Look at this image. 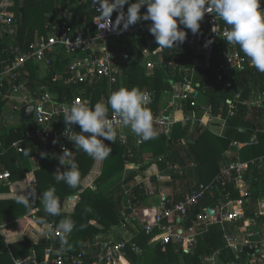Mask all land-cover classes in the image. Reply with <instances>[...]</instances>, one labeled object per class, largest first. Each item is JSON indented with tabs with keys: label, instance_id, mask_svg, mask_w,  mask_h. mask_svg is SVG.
I'll return each instance as SVG.
<instances>
[{
	"label": "built area",
	"instance_id": "2783aa9c",
	"mask_svg": "<svg viewBox=\"0 0 264 264\" xmlns=\"http://www.w3.org/2000/svg\"><path fill=\"white\" fill-rule=\"evenodd\" d=\"M17 2L18 0H0V42L3 40L8 42L6 50L8 58L0 62V102L10 104L21 100L23 103L18 109L16 107L15 111L18 110L21 122L26 124L22 128L24 134L22 138L13 141L9 147L18 154H22L25 151V145L32 141L41 146L44 144L52 146L57 152H63L64 148L71 150L72 141L66 135L67 126L63 119L65 106L70 107L73 102L78 104L87 102L89 107H93L101 99L106 102L112 91L125 87L124 68L130 60L145 68L149 76L154 74L158 65L168 67L173 75L177 72L185 75L184 82L176 84L172 82L173 90L165 92L172 96V102L165 108L161 106L154 108L155 93L145 90L150 93L151 103L148 107L153 113L154 127L158 131V136H168L173 131L174 121L168 118L166 113L169 106L175 104H179L182 110L188 105L198 110V112H186L184 114V124L197 121L198 115L207 120L221 118L226 124L229 118L235 116L240 105L258 106V103L255 102L245 103L241 101V94L238 93L233 101L228 102L227 107L218 109L217 116L214 115L215 108L212 105L202 104L200 108L197 98L199 85H197L196 76L212 70L215 52L214 47L210 45L206 47L200 43L198 33L193 34L190 29H184L187 32L184 45L195 48L196 58L192 62V68L183 69L180 56H176L175 60L166 64L161 52L154 54L151 47L142 49L137 46L136 49H131L127 46L121 48L113 44L112 41L120 36L138 37L151 24L142 23L140 20L137 26H130L127 31L117 34L108 28L104 29L105 25L99 23L100 13L97 9L99 5H93L96 15L93 18V26L89 29L74 27V13L70 9H63L59 11L56 17L61 21L49 24L46 27L47 33L45 35L36 37L30 43H22L19 35L20 22L15 13ZM131 3H134L133 0H130V3L126 5L130 6ZM261 7L264 9V3ZM143 8H147V6L145 5ZM113 14L117 16L119 13L114 11ZM215 15V13L206 12L201 21V28L205 27L206 32L220 43L222 58L214 74L218 84L230 87L231 84L227 80L232 78L234 73L247 68L253 69L254 67L251 65L249 58L240 51L238 45H228L224 40L223 33L230 30V26L223 20H215ZM112 21L115 22L113 19ZM214 26H217V33L212 31ZM180 27L183 28L182 25ZM52 60H60L64 63V67L55 72L51 81H44L43 79L53 65ZM31 64L36 65V70L39 73L42 72L40 65L43 64L47 68V72L43 75L35 74ZM53 85L70 91L74 90V92L71 91L72 96H70L65 91L53 90ZM24 91L28 93L29 98L20 97ZM260 100L264 101V93ZM27 105H32L34 108L31 122H23L21 118L22 108ZM225 111L229 113L228 119L222 117ZM108 115L109 118L113 117L111 109H109ZM11 120H13L11 125L20 128L21 124L14 122L13 116ZM80 131V126L73 124L68 130V135L72 136ZM117 131L116 141L126 152L127 171L137 170L139 166L130 163V160L135 158L137 150L142 148L149 140H143L131 132L129 127L122 125H117ZM85 135L91 134L86 133ZM53 141H56V143H53ZM256 142L257 137L254 136L249 143L235 142L233 147L240 150L246 145ZM5 152V144L0 135V161ZM129 166L136 169L129 170ZM252 166L264 168V155L248 162H243L239 158L236 161H225L221 166L219 175L214 180L207 184H199L184 200L180 202L163 200L160 207L154 208L149 223L145 222L144 225L142 222L141 225L146 234L158 233L154 242L158 241L163 247L171 243L182 244L184 251L190 253L197 246L199 231L204 230L201 229L202 226L207 228L212 224L229 223L234 225L242 222L237 237L233 234L224 235V240L231 254L220 262L221 254L216 252L211 257L206 258L204 264H264V222L258 218H247L243 201L233 199L232 193L227 192V187L232 185L241 198L247 196L246 187L248 184L244 180V175ZM169 169L172 174H183V169L176 165L169 164ZM139 178V176L136 177L138 180ZM170 180H173V176ZM11 182V172L0 170V190L2 187H8ZM138 185L142 186L140 182ZM220 192L227 193L212 210L215 215L212 216L209 213L210 209L198 210L197 221L200 229L193 228L190 231L192 233L184 234L177 220L182 221L188 217L190 210L195 209L207 196L214 198ZM151 195H155V192H152ZM128 204H130V201H128ZM168 204L171 206H168ZM127 208L131 209L130 206ZM260 209V213L264 215V202ZM148 215L146 214V217ZM51 228L54 238H61L63 233L59 230V227L51 224ZM129 246L137 255L143 253L139 246L127 241H111L108 244H98L96 249L84 247L76 254L64 253L57 249L56 245L51 244L45 248L42 259L34 254L24 259L15 260V264H127L125 261Z\"/></svg>",
	"mask_w": 264,
	"mask_h": 264
},
{
	"label": "trees",
	"instance_id": "16d2710c",
	"mask_svg": "<svg viewBox=\"0 0 264 264\" xmlns=\"http://www.w3.org/2000/svg\"><path fill=\"white\" fill-rule=\"evenodd\" d=\"M69 2L64 3L63 9H69L70 5L74 8L70 9L74 13L73 25L74 27H81L89 29L93 26V18L96 12L93 9V0H68ZM135 3L136 0H133ZM29 8L23 9V14L16 6L15 12L19 18L22 15V28H20V41L23 43H30L35 40L36 37H40L47 33L46 27L54 22H60L59 19L48 17L49 10L42 1L32 0ZM128 5H126L125 13H127ZM26 11H31L33 16L27 18ZM147 11V8L141 9L143 15ZM116 15H112V19L115 21ZM142 23L151 24V21L141 20ZM138 25V22L131 27ZM122 28V25H121ZM200 43L203 45L207 41H212L210 46L214 47V61L212 64V70L208 73H200L196 76L197 85H199V93H204L206 96L207 105H212L215 108L214 115L217 116L218 109L221 107H227L229 101H233L236 94H241V101L247 103L251 101L254 94L260 96L264 93V73H260L255 68H247L238 73H234L233 77L227 80L231 86L220 85L217 83L215 77V70L218 68L221 62V49L220 43L214 40L210 34H208L204 28H201L198 32ZM130 41L129 48L142 49L148 48V39L151 42H155L154 36L150 33L149 28L142 31L138 37H128ZM156 47L158 44L156 43ZM8 48L7 40L0 42V62L8 58L6 50ZM162 56L165 63H169L175 60L176 56L181 57V62L184 68H192V62L196 58L195 48L191 46H185L184 43L173 47L172 49H163ZM52 67L50 68L47 76L43 79L44 81H51L55 72L64 67V63L60 60H52ZM185 81L184 73L180 72L173 73L164 67V65H158L154 74L149 76L146 69L138 65L133 60L129 61V64L124 68V86L127 88H139L141 90H148L155 93V99L153 100V107H159V101L161 95L165 92H171L173 90L172 82L179 83ZM52 85V83H51ZM53 90H61L69 93L72 96L74 90L63 89L57 85L52 86ZM69 90V91H68ZM98 97V96H97ZM6 105L4 102H0V108ZM185 111L198 112L196 108H191L190 105L186 106ZM228 111L223 114L224 119H228ZM227 131L224 137H218L214 135L209 129L200 126H194L192 124H186L182 128L181 126H175V131L171 132L172 139L175 136V140H194L195 145H175L171 140H167L166 146L159 150L153 151V159L155 164L158 166L161 172L169 169V164L176 165L183 169V174L179 175L173 173V180L171 184L177 182L182 184V188L178 194L175 195L174 202H180L192 192V190L201 183L207 184L215 179L219 175L221 164L224 162V154L231 148L233 141L240 143H249L251 139L256 136L257 142L254 144H248L242 148L239 153L235 149V154L232 156V160L236 161L238 158L243 162H248L261 158L264 154V101L261 106H247L240 105L237 113L234 117L227 120ZM22 128H8L5 129L0 135L3 138L5 144V154L0 161V170H9L12 173L13 181L22 179L26 172L31 169L30 158L35 155L39 157L40 151L34 146L31 148L26 147L25 152L16 156L14 150L9 147L11 143L23 137ZM103 139V138H101ZM150 141V140H149ZM106 144L111 146L112 153L105 159V165L101 176L96 181V190L88 189L81 194V201L76 207L73 218L74 228L71 234L67 237L68 244L62 245L61 239L47 240L41 239L39 244L36 246V251L39 259L43 258V253L46 247L51 244L56 245L57 249L66 253H77L85 244L94 240L96 236L105 235L112 231L113 227L120 226L121 222L125 220L123 217V206L127 205L131 209H135L137 205L143 201L146 190L145 185L136 186L135 179L140 176L144 171L147 170L151 164H146L143 159L144 153L148 149H154V144L147 143L142 148L137 150L135 158L130 160V163L136 164L139 168L128 174L127 179L124 183L127 185L123 187L122 179L118 178L125 169L127 162L126 152L120 146L118 141L112 144L111 141H104ZM30 143V142H29ZM197 148L202 155L205 157L204 162L201 161L197 151ZM71 148L77 152L80 156V160L89 161L92 159L82 149L78 150L74 146V142ZM51 155L53 157H45L43 159L42 169L37 172L38 186L35 187L36 197L30 200L29 207H25L16 201L0 202V208H3L9 216L26 217L32 216V212L42 206L40 201V193L49 189L55 190V195L58 199H66L71 195L81 192V183L73 189L70 188L63 181L57 182L54 178V173L57 171L56 164L59 162V153L51 148ZM7 155V157H6ZM52 159V160H49ZM228 161V160H226ZM79 165V163H78ZM81 172V170H79ZM119 180H118V179ZM117 181L115 183L114 180ZM244 180L249 186V191L245 198H241L238 191L234 190L232 185L227 187V192L232 193L233 199H239L243 201L245 207V213L247 218H258L264 222V215L260 213V204L264 202V168L259 166H252L251 169L244 175ZM154 184L158 185V179L152 178ZM134 183V184H133ZM133 184L134 186L131 187ZM108 192L110 194L108 195ZM227 192H220L215 197L207 196L200 204L195 208L191 209L188 217L190 220L182 225V230L186 233L195 228L197 216L194 214L196 211H204L205 209H215L218 201L222 199ZM170 198H167L168 201ZM168 206H171L168 204ZM127 207L125 208L127 213ZM19 208V209H18ZM121 208V209H120ZM1 211V210H0ZM36 221H48L49 223L55 224L57 227L61 222V213L57 216L48 215L45 211L38 212L36 215ZM1 218V216H0ZM37 221V222H38ZM91 221H97L101 228H96L91 224ZM261 221V222H262ZM131 222L137 226L138 222L136 219H131ZM242 222L237 224H212L207 228L202 226L203 231H199L197 236V246L190 253H186L182 244L171 243L164 249L160 243H155V238L158 233L152 235H146L145 231L140 228L139 233L136 234L132 243L142 248L143 253L137 255L131 246L128 247L126 263L127 264H204V260L211 257L214 253L220 252V262L224 261L226 256L231 254L224 240L225 234H233L235 237L239 235V228ZM70 243L77 246L78 249L71 251ZM32 246V243L25 239L22 242L13 244L10 246V251L13 253L16 259H24L29 256L28 248ZM0 248H3L2 253L8 254L7 248H4V242L0 237ZM17 250L20 255L18 256ZM244 257V256H243Z\"/></svg>",
	"mask_w": 264,
	"mask_h": 264
},
{
	"label": "clouds",
	"instance_id": "9594fccd",
	"mask_svg": "<svg viewBox=\"0 0 264 264\" xmlns=\"http://www.w3.org/2000/svg\"><path fill=\"white\" fill-rule=\"evenodd\" d=\"M129 3L130 0H93L94 5H99V23L105 25L104 29L108 28L117 34L127 31L140 20L151 21L149 31L158 44L154 54L183 44L187 38L184 29H190L193 34H197L205 13H215V20H223L230 26V30L223 33L227 44L238 45L240 51L249 58L251 65L260 73H264V9L261 7L264 0H136L125 13L124 6ZM145 5L147 11L142 15L141 8ZM114 11L119 14L113 23ZM216 27H213V32H216ZM211 43L212 41H207L205 46ZM150 103V93L136 87H121L112 91L106 102L101 99L93 107H89L87 102H73L70 107L64 108L66 135L74 142L76 149H82L94 160L103 161L112 153L111 146L104 141L115 143L118 135L117 125L129 127L131 132L145 141L158 136L153 113L148 107ZM109 109L112 111V118H109ZM73 124H78L81 131L69 136L68 130ZM86 133L91 135H85ZM46 155L41 153L42 157ZM73 155L72 151L64 148L58 156L60 164L65 165L66 160L73 162L68 165L67 170L61 171L58 168L53 175L58 183L63 181L75 189L80 183L81 175ZM36 195V190L30 187L17 196L16 202L29 207L30 200ZM39 195L48 215L60 214V202L54 189ZM74 226L70 218L61 220L58 227L63 233L62 245L68 244L67 237Z\"/></svg>",
	"mask_w": 264,
	"mask_h": 264
},
{
	"label": "crops",
	"instance_id": "0c3cea01",
	"mask_svg": "<svg viewBox=\"0 0 264 264\" xmlns=\"http://www.w3.org/2000/svg\"><path fill=\"white\" fill-rule=\"evenodd\" d=\"M31 1L32 0H18L17 3H18V7L21 10V14H23L24 8L32 7ZM39 1H42L44 3V5L47 7V9L49 10V14L47 16L53 17L54 19L58 16L59 11L63 10V7H61V6H63L64 3L67 4L69 2L68 0H39ZM68 8L73 9L74 6L70 5V7H68ZM26 13H27V16H26L27 18H29L30 16H33L31 11H26ZM21 17H22V15H20L18 18V20L20 22V25H19L20 28H22V25H23ZM46 72H47V68H46ZM163 94L165 95L168 93H163ZM164 95H163V97H164ZM168 95H170V94H168ZM197 98L202 104H207L206 96L204 95L203 92L198 93ZM159 102H160L159 106L165 108L166 106H168L172 102V99L168 98V100H163V101L161 99ZM254 102L258 103V106H261L263 101L260 100V96H257L254 94V97L251 99V101H249V103H254ZM5 106H7V104L0 108V133H2L5 129H8V128L14 129L15 128L13 125H11L13 122V120H11L13 114H6L3 111L4 110L3 108ZM14 108H16V107H14ZM14 111H15V109H14ZM178 112H182V116L177 115L176 113H178ZM185 113H186L185 109L182 110L179 104H175L174 106H169V109H168L166 115L168 116V118H170L171 120L174 121L173 130L175 129V126H178V127L181 126L183 128L184 125H186V124H192L194 126H200L201 125L203 128L209 129L214 135H216L218 137H224V134L227 131V123L225 124V122L221 118L220 119L216 118V119L207 120V119H203V117L201 115L200 116L198 115L199 118L197 116V121L199 122V125L194 124L197 121H195L193 123L187 122L184 124L183 121H184V114ZM23 122H27V121L23 120ZM28 122H31V121H28ZM25 125L26 124L20 125V128H24ZM163 138H166V139L164 140ZM167 140H170V138L167 135H159L156 137L155 140L152 139L150 141H147L144 144V145H147V143H150V144H154L156 147L154 149H148L144 153L143 159L146 161V164H151V165H149L147 170L144 171L139 176L141 179L138 181H135L136 186H138V183L140 182L142 184V186L145 185L146 193L155 192V195H149L150 197H148L146 200H144L139 205H137L136 208L133 210L132 209L129 210L127 208V211H128L127 213H124V211H126L125 208L127 207L128 204L123 206L122 215L125 218V220L121 222V225L113 227L112 231L108 232L105 235L103 234V235L96 236L93 241L85 244L84 245L85 247H89V249H96V246L98 244H102V243L108 244L111 241H127V242L133 241L136 234L139 233L137 230V228H138L137 226H140L142 224V222L149 223V221L151 220L152 215L154 213V208L156 209V208L160 207L162 205L163 200H165L167 198H170L169 200H171V201L174 200L175 195L178 194V192H180L182 185H180V184L178 185V183L172 185L171 184L172 181L170 180V177H169V173L172 175V171L170 172V169H167V171L161 172L159 170L158 166L155 164V159H153V154H154L153 151L159 150L162 147L166 146L168 143ZM235 142H238V141H233L231 148L224 154V158H225L224 162L226 160H232V156H234V154H235L234 151L236 149L233 147ZM32 146L33 147L35 146L40 151L39 157L38 156L35 157V155H33L30 158L31 169L29 172L25 173V175L23 176L22 179H19L17 181H13V179H12V182L8 187H2L1 188L0 191H1L2 197L0 198V202L16 201L17 196L22 191H25V190L29 189L30 187L35 189V187L38 186L37 172L42 169V165H43V159L41 156L43 145L41 146V145L37 144L36 142L32 141V142L25 145V150H26V147L31 148ZM51 148H53V147L49 146V155L48 156L53 157L54 155H51V153H50ZM195 149H196L201 161L202 162L206 161L205 157L202 155V153L197 148H195ZM240 150L237 149V153H239ZM70 151H72L74 153V155H73L74 162L77 163V165L79 163L78 168H79V170H81V172H80V175H81L80 183L82 185V191L78 192L76 194H73L70 197L64 199L63 209L60 211V213L62 215L61 220L65 219V218H70V219L73 218L76 207L78 206V204L81 201V194L84 191L91 189L93 186H96L95 185L96 181L101 176L103 169H104V165H105V160L97 161V160H94L92 158L89 161H82V160H80V156L77 154V152L75 150L71 149ZM14 152H15L16 156H20L25 151L22 154H18L16 151H14ZM56 153H59L60 155L62 154V152H59V151L58 152L56 151ZM48 156H46V157H48ZM6 157H7V155H6ZM43 158H45V157H43ZM49 160H52V159H49ZM71 162H73V161L66 160L65 165H61L60 162H58L56 164V169L59 168L61 171L67 170V168L69 167L68 165ZM224 162L222 164H224ZM129 168H130V166H129ZM126 169H128V166H126ZM153 177H156L158 179V182H159L158 185L154 184V182L152 181ZM133 184H131L132 185L131 187L134 186ZM246 191L247 192L249 191L248 185L246 187ZM109 194H110V192H108V195ZM158 197L161 198V205L160 206H153L152 208L148 207V208H142L141 209V206L145 202H150L151 199L158 198ZM40 201L42 203V206L32 212V216H34V218L36 217L35 215L38 212L44 211L43 202L41 199H40ZM21 205H23V204H19L20 207H22ZM262 205H263V203L260 204V207ZM0 210H1L0 211V216H1L0 221L3 222L0 224V237L4 242V248H7L8 252H9L8 254L2 253L4 249L0 248V264H15V260H20V259H16L15 256L13 255V253L10 251V246L13 244L22 242L25 239L29 240L32 243V246L28 248L29 256L37 254L36 246L39 244L41 239H47L49 241H51V240L58 241V239L59 240L61 239V238H54L53 231L51 228V224H53V223H49L48 221L44 222L42 220H40V221L37 220L38 221L37 222L35 220L36 218L35 219L33 217L30 218L29 216H26V217L9 216L6 214L5 211L3 212V208H0ZM129 212H131V213H129ZM146 214H149V215L147 217H145ZM131 219L132 220L136 219L137 222L139 221L140 225H139V223L137 224V226L134 225L131 222ZM91 222L93 223L92 225L95 226L96 228L101 227L97 221H91ZM177 223H178V221H177ZM178 224L182 227L181 223H178ZM190 233H192V232H190V231H189V233L184 232V234H190ZM155 243H158V241ZM70 246H71L70 247L71 251L78 249L77 246L74 244L70 243ZM17 253L19 256L20 255L19 250H17ZM64 253H66V252H64ZM73 254H76V253H73ZM3 256H8L9 262H8V260L7 261H1Z\"/></svg>",
	"mask_w": 264,
	"mask_h": 264
},
{
	"label": "rangeland",
	"instance_id": "374dc122",
	"mask_svg": "<svg viewBox=\"0 0 264 264\" xmlns=\"http://www.w3.org/2000/svg\"><path fill=\"white\" fill-rule=\"evenodd\" d=\"M16 10V9H15ZM16 13V12H15ZM121 37V38H120ZM119 38H116V39H114L113 41H112V43L113 44H115L117 47H121V48H124V47H129V45H130V41H129V39H128V36H126V37H122V36H120ZM148 46L149 47H151L152 49H153V51L157 48L156 46V43H154L153 44V42H151V40H149L148 39ZM161 52V54L163 53L162 52V50L160 51ZM31 67H32V70H33V72L35 73V74H37V73H39V72H37V70H36V65H34V64H31ZM40 67H41V73H39V75H43L45 72H46V67L43 65V64H41L40 65ZM163 95L164 94H162L161 95V99H162V101L163 100H168V98H171L172 99V96L171 95H168V94H165L164 95V97H163ZM20 97H23V98H29L30 96L28 95V93L26 92V91H24L23 92V94H21L20 95ZM198 103L200 104V108H201V105H202V103L198 100ZM22 101L21 100H18V101H15L14 103H11V104H7V106H5L3 109V111L6 113V114H13V118H14V122H17V123H20L21 125H24V123H22L21 122V120H20V114H19V112H18V110L17 111H14V107H20V106H22ZM17 108V109H18ZM177 115H180V116H182V112H178V113H176ZM199 114V113H198ZM200 116V115H199ZM199 116H198V118H199ZM156 138H154L153 140H155ZM164 140L166 139V138H163ZM135 167H131L129 170H131V169H134ZM136 169V168H135ZM133 171H135V170H131V171H127V169H126V164H125V169H124V171L122 172V174H120L119 175V177L118 178H120V179H122V182H123V186H127L125 183H124V181L127 179V177H128V174L130 173V172H133ZM170 172H171V170H170ZM169 177L171 178L172 177V175L169 173ZM117 178V179H118ZM117 179L116 180H114V182L113 183H115L116 181H117ZM141 178H139V180H140ZM119 180V179H118ZM136 181H138V179H135ZM178 183V185L180 184L179 182H177ZM176 184V183H175ZM182 185V184H181ZM92 189V188H91ZM76 194V193H75ZM149 195H151V192L150 193H146V195H145V197H144V199H143V201L144 200H146L148 197H150ZM150 200V199H149ZM143 201H141V202H143ZM68 204V203H67ZM161 205V198L160 197H158V198H153V199H151V201L150 202H145L142 206H141V209L142 208H152L153 206H160ZM146 217V216H145ZM1 223H3L2 221H0V224ZM138 223H139V221H138ZM144 223V225L146 224L145 222H143ZM91 224H93L92 222H91ZM139 225H140V223H139ZM100 227V226H99ZM138 228H137V230L139 231L140 230V227H141V229H143V226L142 225H140V226H137ZM195 229H197V230H199L200 229V227H199V224H198V222H196V224H195ZM101 228V227H100ZM144 230V229H143ZM145 231V230H144ZM146 233V232H145ZM147 235V234H146ZM142 249V248H141ZM8 260V262H9V257L8 256H3V258L1 259V261H7Z\"/></svg>",
	"mask_w": 264,
	"mask_h": 264
},
{
	"label": "water",
	"instance_id": "95a60500",
	"mask_svg": "<svg viewBox=\"0 0 264 264\" xmlns=\"http://www.w3.org/2000/svg\"><path fill=\"white\" fill-rule=\"evenodd\" d=\"M173 84V83H172ZM33 112H34V108L32 105H27L25 107H23L22 111H21V118L24 120V121H32L33 119ZM195 125H199V122H195L194 123ZM168 137L170 138V140L172 139V135L171 134H168ZM175 145H195V141L194 140H184V139H181V140H175V136H173V139L171 140ZM42 153H46L48 156L49 155V146L47 144H44L42 146ZM93 190L96 189V186H93L92 187ZM59 202H60V211L63 209V203H64V200L63 199H59ZM131 213V212H129ZM209 213L213 216L215 215V212H213L212 210H209ZM199 215V211H196L194 216H198ZM190 220L189 217L185 218L183 221H182V224H186L188 221ZM178 222H181V220H178Z\"/></svg>",
	"mask_w": 264,
	"mask_h": 264
},
{
	"label": "bare ground",
	"instance_id": "6f19581e",
	"mask_svg": "<svg viewBox=\"0 0 264 264\" xmlns=\"http://www.w3.org/2000/svg\"><path fill=\"white\" fill-rule=\"evenodd\" d=\"M186 218H187V217H186ZM183 220H184V219H183ZM183 220H182V221H183ZM177 221H178V220H177ZM182 221H181V222H178V223H181V224H182ZM182 225H183V224H182ZM163 248L165 249L166 247H163Z\"/></svg>",
	"mask_w": 264,
	"mask_h": 264
}]
</instances>
